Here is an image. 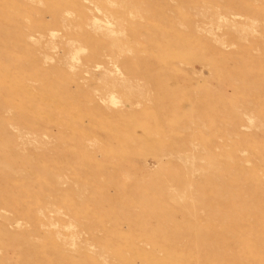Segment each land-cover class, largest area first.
<instances>
[{
	"label": "rangeland",
	"instance_id": "374dc122",
	"mask_svg": "<svg viewBox=\"0 0 264 264\" xmlns=\"http://www.w3.org/2000/svg\"><path fill=\"white\" fill-rule=\"evenodd\" d=\"M0 264H264V0H0Z\"/></svg>",
	"mask_w": 264,
	"mask_h": 264
}]
</instances>
